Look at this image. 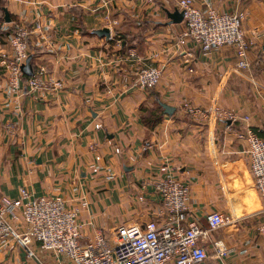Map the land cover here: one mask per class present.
Listing matches in <instances>:
<instances>
[{
    "label": "crops",
    "instance_id": "1",
    "mask_svg": "<svg viewBox=\"0 0 264 264\" xmlns=\"http://www.w3.org/2000/svg\"><path fill=\"white\" fill-rule=\"evenodd\" d=\"M194 4L244 13L252 41L248 67L236 69L232 47L202 52L192 42H177L183 19L169 23L167 17L180 11L177 0H0V49L8 47L4 31L14 23L39 24L43 31L29 39L32 71L44 65L63 83L59 91L29 93L23 80L12 92L0 67V198L17 197L20 188L30 198H61L76 210L85 240L96 230L160 218L154 183L165 176L189 185L188 219L205 227L211 211L233 217L259 212L238 123L208 112L216 106L247 116L264 139V0ZM106 12L114 25L105 21ZM103 27L109 39L92 32ZM128 48L139 61L127 56ZM144 66L162 69L150 91L132 85L133 73ZM184 102L207 116L188 115ZM158 103L174 111L150 129L143 111ZM258 219L256 214L212 232L211 239L234 249L223 261L201 264H264ZM0 264L73 263L40 250L36 241L26 249L10 235L0 238Z\"/></svg>",
    "mask_w": 264,
    "mask_h": 264
},
{
    "label": "built area",
    "instance_id": "2",
    "mask_svg": "<svg viewBox=\"0 0 264 264\" xmlns=\"http://www.w3.org/2000/svg\"><path fill=\"white\" fill-rule=\"evenodd\" d=\"M142 1L151 3L155 0ZM177 7L183 13L184 23L177 42H192L202 52L229 46L234 50L236 69L249 66L246 57L252 41L243 28L244 13L220 12L213 8L201 10L194 0H177ZM104 19L107 23H116L108 12ZM42 31L39 24L28 28L22 23H14L6 35L8 47L0 49V67L12 92H19L23 80L29 93L54 92L63 88L61 80L48 76L44 65H36L28 77L23 74L22 66L30 56L29 39L33 33ZM115 44L120 46V40ZM127 56L136 61L140 59L133 48L127 49ZM161 75L159 66L138 68L133 73L132 85L150 91ZM212 108L208 114L231 125L238 123L236 136L243 141L249 158L253 186L262 205L259 212L233 217L211 211L205 217V227L196 217L188 219L189 185L176 177L165 176L154 183L160 200V218L154 217L143 225H117L108 232L96 230L92 238L85 240L75 209L68 208L61 198H30L27 191L20 188L17 197L0 198V238L11 235L26 249L36 241L40 250L66 258L73 264H201L208 258L225 260L234 247L222 240L211 239L212 232L257 214L256 230L264 233V215L261 214L264 212V139L253 130L247 116L216 106ZM183 109L191 116H207L205 110L187 102L183 103ZM207 245L212 249L211 254Z\"/></svg>",
    "mask_w": 264,
    "mask_h": 264
},
{
    "label": "water",
    "instance_id": "3",
    "mask_svg": "<svg viewBox=\"0 0 264 264\" xmlns=\"http://www.w3.org/2000/svg\"><path fill=\"white\" fill-rule=\"evenodd\" d=\"M167 17L169 19V23H178V22L182 21L183 13H182V11H178L176 9L172 12H167ZM4 20L6 22L10 21L9 14L6 10H4ZM92 32H93V34H96L100 37H104L106 39H109V37H110L109 29L107 27H103L100 29H94ZM30 59H31V57L29 56L26 59L24 65L22 66V71L26 74H29V75L32 73V67L30 65ZM160 105L163 108L164 114L171 115L173 113V111H174L173 107L167 105L166 103H160Z\"/></svg>",
    "mask_w": 264,
    "mask_h": 264
},
{
    "label": "trees",
    "instance_id": "4",
    "mask_svg": "<svg viewBox=\"0 0 264 264\" xmlns=\"http://www.w3.org/2000/svg\"><path fill=\"white\" fill-rule=\"evenodd\" d=\"M0 21H2L1 17H0ZM9 31L11 30L9 29V30L4 31V34H8ZM0 32L3 33V31H0ZM23 74L25 77L28 75L26 73H23ZM143 112H144V115L142 117L143 124L150 129L154 128L159 122H161L162 117L164 115L163 109L160 103H158L152 109H145Z\"/></svg>",
    "mask_w": 264,
    "mask_h": 264
},
{
    "label": "rangeland",
    "instance_id": "5",
    "mask_svg": "<svg viewBox=\"0 0 264 264\" xmlns=\"http://www.w3.org/2000/svg\"><path fill=\"white\" fill-rule=\"evenodd\" d=\"M256 191V190H255ZM234 192H237V190L236 191H234ZM256 194H257V192H256ZM258 195V194H257Z\"/></svg>",
    "mask_w": 264,
    "mask_h": 264
}]
</instances>
